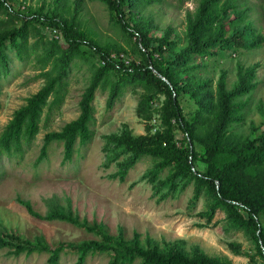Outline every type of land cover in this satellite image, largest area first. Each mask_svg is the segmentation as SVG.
Listing matches in <instances>:
<instances>
[{
  "label": "rangeland",
  "instance_id": "rangeland-1",
  "mask_svg": "<svg viewBox=\"0 0 264 264\" xmlns=\"http://www.w3.org/2000/svg\"><path fill=\"white\" fill-rule=\"evenodd\" d=\"M111 1L8 0L13 8L11 15L0 8V34L19 27L21 19L33 13L44 17L60 15L84 39L83 49L87 53L85 58L73 61L63 106L47 122L43 119L42 129L24 157L4 158L0 163V235L16 234L51 247L102 242L98 233L53 217L62 214L87 227H98L107 236L163 256L178 253L189 259L205 256L219 264H264L257 242L246 226H235L225 208L217 207L212 214L216 199L210 189L195 179L185 178L170 190L174 166L161 167V161L154 156L126 150L122 141L128 137H151L167 131L162 114L166 96L150 78H136L112 109H108L109 86L101 85L94 102L97 121L93 141L87 147L78 145L73 160L66 163L63 145L54 142L48 157L37 164L45 135L60 131L79 117L83 96L105 61L96 49L117 64L126 65L120 61L121 55H125L130 61L126 67L147 63L140 44L143 39L150 52L161 41L168 40L170 45H164L154 55L160 64L187 55L189 28L204 0L136 1L132 8L125 9L126 20L134 29L132 33L124 29ZM226 1L220 0L219 6ZM234 1L239 8L248 10V25L264 37V0ZM232 14L229 9V15ZM38 28L44 38L40 40L32 32L30 39V45L38 44L37 49L30 50L24 61L11 53L10 72L0 80V134L26 99L45 85L43 73L51 65L45 71L42 67L53 44L57 43L56 52L58 46L66 47L59 28ZM189 55L191 59L180 67L176 77L181 85L189 89L201 85L202 90L181 93L177 98L190 122L200 108L206 109L197 130L199 138L194 141L199 152L196 167L205 172L213 162L204 155V143L217 126L221 86L230 95L241 74L253 71V88L242 97L231 99L237 106L240 122L226 128L225 138L241 148L264 133V43L260 48L218 52L214 57ZM174 136L178 145L185 141L182 131L175 130ZM124 166L129 168L123 179L120 175ZM257 173L264 178V170ZM27 205L36 215L29 212ZM260 221L264 229L263 214ZM50 257L47 252L27 256L0 244V264H52ZM113 259L112 251L88 254L83 264H111ZM78 262L76 253L62 251L57 264ZM141 263V259H136L125 264Z\"/></svg>",
  "mask_w": 264,
  "mask_h": 264
},
{
  "label": "trees",
  "instance_id": "trees-1",
  "mask_svg": "<svg viewBox=\"0 0 264 264\" xmlns=\"http://www.w3.org/2000/svg\"><path fill=\"white\" fill-rule=\"evenodd\" d=\"M136 1L140 0H112L110 2L124 29L131 33L134 29L126 20L125 9L132 8ZM219 1L204 0L198 9L196 20L188 32L189 54L206 58L207 56L214 57L218 52L223 54L229 51L260 48L264 43V37L258 35L248 25V10L239 8L234 0H227L220 7ZM0 8L4 9L8 15H11L13 10L8 5V0H0ZM229 9L233 10L232 15H229ZM21 22L19 27L0 34V80L7 77L10 72L11 53H14L18 60L24 61L29 57L30 50L37 49V42V45H30V39L32 32H36L40 40L44 38L38 25L59 28L63 33L66 47L58 46V52H56L57 43L53 44V48L46 54V63H43L42 67L45 71L47 66L51 65L50 69L43 73L45 85L36 94L26 99V104L15 112L12 120L0 134V163L4 158L24 157L26 150L32 146L39 135L43 119L45 118L47 122L54 111L63 106L68 92L67 78L73 61L87 56L83 49L84 39L74 31L71 23L60 15L44 17L41 13H33L23 17ZM140 44L141 48L145 49L147 63L132 64L129 67L121 63L117 64L102 50L96 49L106 63L100 68L84 94L80 103L79 117L66 124L60 131L49 132L45 135L37 164L48 157L49 147L54 142L63 145L64 162L66 163L73 160L78 145L87 147L93 141L97 121L94 102L96 92L101 85L109 86L108 109H112L136 78H150L151 82L157 84L160 92L166 96L162 114L167 131L151 137H128L122 141L126 150L136 154L154 156L161 161V167L174 166L175 173L168 185L170 190H174L179 181L185 178L195 179L201 186L210 189L216 199L212 214L217 207L225 208L232 216L235 226L244 225L253 234L260 255L264 258V229L260 221V214L264 215V178L257 173L264 170V133L241 148H237L224 135L230 124L240 122L237 117V106L232 103L231 99L242 97L252 90L253 71L245 75L241 74L239 83L230 95L225 93L221 86V110L217 114V126L210 132L208 141L204 143V155L213 163L207 171L201 172L196 167L199 152L194 141L199 138L197 130L202 124L201 115L206 112V109L200 108L194 120L190 122L183 114L177 98L181 93L192 92L194 94L202 90L201 85L189 89L181 85L176 77L180 67L191 59L190 55H179L171 61L160 64L157 62L158 56L154 57V55L161 52L164 45H170L168 40L161 41L152 52L149 51V44L144 39ZM52 58L54 61L50 62ZM175 130L185 134V141L180 145L175 142ZM126 168L129 167L124 166L121 171L120 176L123 179ZM27 207L29 212L34 214L31 207L29 205ZM239 211L244 212L245 216ZM53 217L98 233L102 237V242L82 246L51 247L39 241L24 240L16 234H3L0 235V244L13 247L17 253L25 252L27 256L33 253H51L49 261L52 264L58 263L62 251L76 253L79 256L77 264H83L88 254H102L110 251L114 252L111 264L131 263L136 259H141V264H219L205 256L196 259H189L178 253L163 256L156 251L146 250L138 244H128L120 238L107 236L98 227H87L71 217L62 214Z\"/></svg>",
  "mask_w": 264,
  "mask_h": 264
},
{
  "label": "built area",
  "instance_id": "built-area-1",
  "mask_svg": "<svg viewBox=\"0 0 264 264\" xmlns=\"http://www.w3.org/2000/svg\"><path fill=\"white\" fill-rule=\"evenodd\" d=\"M55 33L56 34H58V31H55ZM57 37H58V35H57ZM120 61L121 62H124L126 65H129L130 64V61H128L127 59H126V56L125 55H121V57H120ZM105 61H103V65H105Z\"/></svg>",
  "mask_w": 264,
  "mask_h": 264
},
{
  "label": "water",
  "instance_id": "water-1",
  "mask_svg": "<svg viewBox=\"0 0 264 264\" xmlns=\"http://www.w3.org/2000/svg\"><path fill=\"white\" fill-rule=\"evenodd\" d=\"M160 77H162L161 75H160ZM163 80H166L165 78H163Z\"/></svg>",
  "mask_w": 264,
  "mask_h": 264
}]
</instances>
